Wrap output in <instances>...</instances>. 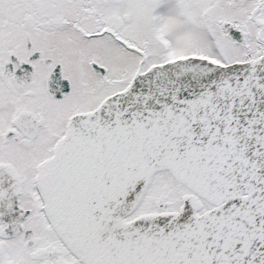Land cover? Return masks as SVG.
I'll list each match as a JSON object with an SVG mask.
<instances>
[{
  "label": "snow or ice",
  "instance_id": "snow-or-ice-1",
  "mask_svg": "<svg viewBox=\"0 0 264 264\" xmlns=\"http://www.w3.org/2000/svg\"><path fill=\"white\" fill-rule=\"evenodd\" d=\"M0 264H264V0H0Z\"/></svg>",
  "mask_w": 264,
  "mask_h": 264
}]
</instances>
